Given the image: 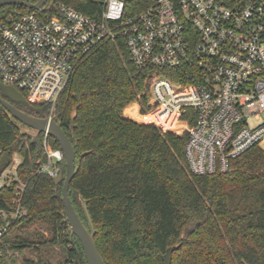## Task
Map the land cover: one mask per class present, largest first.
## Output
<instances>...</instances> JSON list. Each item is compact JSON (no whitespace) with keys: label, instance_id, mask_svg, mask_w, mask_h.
<instances>
[{"label":"trees","instance_id":"trees-1","mask_svg":"<svg viewBox=\"0 0 264 264\" xmlns=\"http://www.w3.org/2000/svg\"><path fill=\"white\" fill-rule=\"evenodd\" d=\"M142 1L128 0L126 6L137 7ZM52 2L90 16L101 11L93 0H49L39 11L0 7V21L17 12L44 17ZM146 74L131 64L125 41L118 37L101 41L76 63L52 105L29 103L25 92L23 102H13L1 81L0 97L34 117H47L52 109L76 155L70 202L90 231L86 203L104 264H163L167 249H173L171 264H264V151L248 149L230 162L226 173L191 174L184 155L188 135L171 132L180 133L184 124L168 113L141 116L136 106L125 111L138 122H156L167 131L162 132L123 115L132 103L143 115L149 110ZM157 74L189 85L195 83L197 71L184 65ZM17 125L0 105V175L17 154L16 175L25 185L20 204L26 210L10 228L0 264H13L11 253L23 251L37 254V264H87L65 215L63 182L55 185L39 171L46 163L44 150ZM39 137L42 140L43 134ZM48 140L52 149L60 150L54 139ZM57 166L65 177L64 158ZM17 192L16 183L0 188V211L15 208ZM56 246L62 257L51 263L50 250ZM23 261L33 264L26 257Z\"/></svg>","mask_w":264,"mask_h":264},{"label":"built area","instance_id":"built-area-1","mask_svg":"<svg viewBox=\"0 0 264 264\" xmlns=\"http://www.w3.org/2000/svg\"><path fill=\"white\" fill-rule=\"evenodd\" d=\"M93 1L101 8L95 16L52 2L44 17L17 12L0 21V81L29 103L52 105L82 57L103 40L123 38L131 64L147 71L150 113H168L184 127L193 120L184 149L191 174L226 173L248 149L264 151V0H144L129 8L128 0ZM184 65L197 71L195 83L157 74ZM41 142L39 171L55 178L63 154L46 134ZM18 163L0 175V188L18 186L15 208L0 211V258L11 226L26 215Z\"/></svg>","mask_w":264,"mask_h":264},{"label":"water","instance_id":"water-1","mask_svg":"<svg viewBox=\"0 0 264 264\" xmlns=\"http://www.w3.org/2000/svg\"><path fill=\"white\" fill-rule=\"evenodd\" d=\"M48 0H37L36 3H28L23 0H0V7L3 6H21L30 10L39 11L46 4ZM3 91L6 96L13 102H23L24 96L12 86H3ZM0 105L14 118L20 125H17L18 129L23 135H31L32 143L35 144L39 150L43 149L40 134H46L54 139L63 154L66 165V175H58L53 178V182L57 185L63 182L62 185V201L65 209V215L68 221V225L71 233L78 239L82 247L87 264H104L99 251L97 249L94 236L95 231L89 214L87 213L86 203L83 204L84 210L87 216L90 231L81 222L79 216L75 212L70 199H69V186L72 179L76 175L75 160L76 155L73 145L65 135L62 128L57 122L47 115V117H34L28 115L21 110L14 107L11 103L0 97ZM26 128L32 130L34 134L27 131ZM173 249H167L166 253L162 256L163 264H171Z\"/></svg>","mask_w":264,"mask_h":264},{"label":"rangeland","instance_id":"rangeland-1","mask_svg":"<svg viewBox=\"0 0 264 264\" xmlns=\"http://www.w3.org/2000/svg\"><path fill=\"white\" fill-rule=\"evenodd\" d=\"M49 2V1H48ZM47 2V3H48ZM46 6V5H45ZM44 8V7H43ZM5 86V85H4ZM40 104H42V103H40ZM45 105V104H44ZM133 106H136V108L138 109V111L140 112V115H141V111H142V109H141V107L137 104V103H132L131 105H129L124 111H123V115H124V117H127V118H130V119H132L133 121H135V122H137V123H139V124H153V125H155L156 127H158L162 132H167V131H165L159 124H157L156 122H153V121H149L148 123H143V122H138V121H136V120H134L132 117H130L129 115H126L125 114V111L127 110V109H129V108H131V107H133ZM153 113H157V111L156 112H152V113H150V110L148 111V114L147 115H144V116H148V115H151V114H153ZM142 116V115H141ZM190 120H192L191 119V117L189 118V121L187 122V126H185L184 128H183V131L182 132H180V133H177V132H173V131H171L172 133H174V134H176V135H178V136H182L184 133H186V134H188V129L190 128V126H191V123H190ZM30 133H32V134H34L33 132H31L30 131ZM13 162H12V164L10 165V167L9 168H12L13 166H14V164L17 162V161H20V158H19V156L17 155V154H15L14 156H13V160H12ZM43 232V231H42ZM50 253L51 254H49L50 256H49V260L51 261V263H55V262H57L59 259H61V255H62V252H61V249L58 247V246H56V247H53L51 250H50ZM11 255H12V257H13V259H14V263L13 264H24L23 262V258L24 257H26L27 259H29V260H31V261H33V264H37V259H38V256H37V254H35V253H33V252H29V251H23V252H21V253H18V252H12L11 253Z\"/></svg>","mask_w":264,"mask_h":264}]
</instances>
